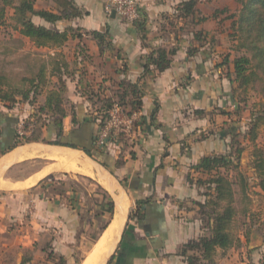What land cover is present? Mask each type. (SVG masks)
<instances>
[{"label":"crops","instance_id":"obj_1","mask_svg":"<svg viewBox=\"0 0 264 264\" xmlns=\"http://www.w3.org/2000/svg\"><path fill=\"white\" fill-rule=\"evenodd\" d=\"M71 1L80 18L32 22L106 33L105 46L83 36L85 64L69 63L65 49L53 51L68 65V74L61 72L65 117L58 140L66 145L19 143L22 121L36 106L19 98L14 105L0 102V264H84L115 221L118 232L98 264H189L184 246L207 236L209 226L200 208L209 199L202 183L210 176L200 161L229 155L242 130L231 21L224 28L226 20L207 15L206 0L195 2V15L186 18L180 9L189 0H138L135 25L108 15L100 0ZM34 9L57 12L52 0H36ZM14 33L35 50H52ZM158 49L169 62L163 72L149 61ZM49 79L36 97L39 105L48 90L59 88ZM108 100L113 106L120 101L134 119L117 145L99 149L95 121ZM45 127L54 142L56 130ZM98 192L113 202L111 216ZM225 252L216 249L210 264H227Z\"/></svg>","mask_w":264,"mask_h":264},{"label":"trees","instance_id":"obj_2","mask_svg":"<svg viewBox=\"0 0 264 264\" xmlns=\"http://www.w3.org/2000/svg\"><path fill=\"white\" fill-rule=\"evenodd\" d=\"M35 1L0 0V28H6L10 25L8 23L7 10H12L11 19L14 23L11 28L22 37L30 40L35 48H49L52 50L63 48L70 40H81L86 35L95 39L99 47L105 46L106 33L90 32L81 34L79 33V29H73L72 27H66L62 31H55L32 22V17H37L48 24L80 18L81 12L77 10L71 0H52L57 7L56 13L35 10ZM182 5L180 17L186 18L195 15V0H189ZM228 20L231 21L232 29L230 37L236 43L234 46L235 51L239 53L232 61V65L233 82L237 84V91L240 93L264 80V0L242 1L238 15H231L228 17ZM139 21L134 22L132 25L137 24ZM154 55L156 58H149V61L155 65L158 72L165 71L168 68L169 62L166 60L164 52L158 49L153 53ZM54 57V59H51L54 61V65L51 69L50 77L57 79L59 88L57 90H48L43 104H37L36 97L40 95L45 87L48 88L49 85L45 66L40 69L35 79H23L17 85L11 84L7 76L0 74V102L5 106L14 105L19 98V103L27 102L31 106H36V112L31 117L46 116L45 126H52L56 130V140L49 143L66 145L58 140L62 137L61 120L65 117L61 71L66 70L68 65L62 59V56L55 54ZM117 104L121 107L123 106L120 101ZM134 105L138 106L139 104L135 102ZM112 107L113 103L109 100L103 104L101 115L96 119L97 121L94 120L98 126H104L107 122L109 111ZM73 123H75V118H73ZM263 124L264 109L262 113L253 118L250 126L247 128L248 137L249 135L251 136L248 138V141L255 143L256 131ZM229 132L232 133V131ZM15 137H18L17 134ZM30 141L35 140L27 139L25 142ZM231 142L233 146H236V149H233L234 151L229 155L205 157L200 161V167L210 176L207 183L212 193L207 195L209 199L204 204V206L209 208V211L206 212L209 226L207 236H203L198 241L184 246L182 252L189 264H210L213 261L216 249L227 251L240 248V241L234 236L231 228L237 211L233 206L232 187L234 183L228 176V173L230 169H237L243 147L241 148L238 141L232 140ZM67 146L74 147L71 145ZM12 147L8 148V150ZM84 151L89 156H92L91 151ZM98 154L100 155V153ZM252 158V167L260 182L258 186L264 192V149H254ZM223 170L224 172H222ZM237 178L244 181L243 175L239 172ZM241 187L244 193L246 186H242L241 184ZM105 206V212L111 216L113 213V202L108 200L105 202ZM244 237L247 238L246 235ZM186 251L193 252V255L187 256Z\"/></svg>","mask_w":264,"mask_h":264},{"label":"rangeland","instance_id":"obj_3","mask_svg":"<svg viewBox=\"0 0 264 264\" xmlns=\"http://www.w3.org/2000/svg\"><path fill=\"white\" fill-rule=\"evenodd\" d=\"M100 1L103 5L102 0ZM206 1H208V4L207 7L204 8V11L207 15H210L212 18L216 15V17L227 21L231 14L237 12L241 6L240 2L244 0ZM195 2L197 3L198 0H195ZM40 6L46 7L45 5ZM9 14L10 12L8 13V23L10 25L6 28H0V74L7 76L11 84L17 85L20 84L23 79H35L40 69L45 66L47 81L50 82L49 77L54 65V61L51 59H54V55H57L58 52L53 53L54 50L51 49V51L35 50L30 44L22 42L11 29L14 22H12ZM197 14L201 16L202 11H197L196 16ZM228 24H230L229 21L224 23V28H226ZM72 41L68 42L64 48H62L63 50L61 49V52H64L65 49V57L69 58V63L80 62L79 59H83L84 64L85 62L89 63L85 61L86 54H84V50L87 46L86 43L84 44L79 40ZM229 46L231 47L230 44ZM233 46H235L234 43ZM72 53L75 55H72ZM84 64H82V66ZM83 69L85 68H82V70ZM63 72L68 74L67 70H63ZM49 87L50 86H48V88ZM45 90L43 89L40 95H44ZM238 104L239 110H237V112L243 119V124L239 127V130H242L240 131V135H238L240 138L237 141L239 143L242 141L244 152L239 157L237 169H230L228 176L234 183L232 187L233 206L237 211L231 228L234 236L240 241V248L227 250L222 254L221 258L227 259V264H264V192L258 186L260 182L252 167L253 150L256 148L264 149V124L256 131L255 143L248 141V138L251 136L249 135L248 137V132H246L253 118L259 113H262L264 109V80L261 83L249 87L245 91L238 92ZM45 117L44 115L41 117H27L26 120H23L20 128L22 140H20L19 143H24L27 139L43 143L53 142V140L46 137L44 134V127L46 125ZM118 138H122V136H113L114 145H117L119 142ZM222 172H224V170ZM238 172L243 175L244 181L237 178ZM241 184L242 186H246L244 193L242 192ZM202 187L204 194L211 193V188L207 184V181L202 183ZM97 195L99 200L102 199L101 197H103L105 202L109 199L101 192H98ZM200 211L206 214L209 208L204 206L200 208ZM206 223H208L207 214L205 224ZM244 235H246L247 238H245ZM109 244L105 248L106 252L109 248Z\"/></svg>","mask_w":264,"mask_h":264},{"label":"built area","instance_id":"obj_4","mask_svg":"<svg viewBox=\"0 0 264 264\" xmlns=\"http://www.w3.org/2000/svg\"><path fill=\"white\" fill-rule=\"evenodd\" d=\"M106 13L114 14L123 22L133 24L140 19L138 0H102ZM133 116L127 117L120 105L115 104L109 118L96 134L95 146L99 149L114 144L113 136L128 133L133 124Z\"/></svg>","mask_w":264,"mask_h":264},{"label":"bare ground","instance_id":"obj_5","mask_svg":"<svg viewBox=\"0 0 264 264\" xmlns=\"http://www.w3.org/2000/svg\"><path fill=\"white\" fill-rule=\"evenodd\" d=\"M119 225L120 221L119 224L117 221L112 223L109 230L105 233L104 237L102 238L98 246L95 248L93 254L89 256V258L85 261L84 264H98V262L103 257L106 246L112 241V239L118 232Z\"/></svg>","mask_w":264,"mask_h":264},{"label":"water","instance_id":"obj_6","mask_svg":"<svg viewBox=\"0 0 264 264\" xmlns=\"http://www.w3.org/2000/svg\"><path fill=\"white\" fill-rule=\"evenodd\" d=\"M111 15H112V17H114V12H112V14H111Z\"/></svg>","mask_w":264,"mask_h":264}]
</instances>
